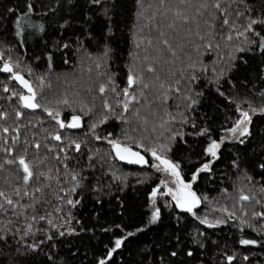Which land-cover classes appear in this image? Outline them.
<instances>
[{"label": "snow or ice", "instance_id": "snow-or-ice-1", "mask_svg": "<svg viewBox=\"0 0 264 264\" xmlns=\"http://www.w3.org/2000/svg\"><path fill=\"white\" fill-rule=\"evenodd\" d=\"M127 3L0 13V264H264V0H131L121 86Z\"/></svg>", "mask_w": 264, "mask_h": 264}, {"label": "trees", "instance_id": "trees-1", "mask_svg": "<svg viewBox=\"0 0 264 264\" xmlns=\"http://www.w3.org/2000/svg\"><path fill=\"white\" fill-rule=\"evenodd\" d=\"M16 2V0H0V13H3L4 7L6 5H9L10 3H14ZM146 4H155L156 0H145ZM132 4H131V0H128V3L126 5V9L125 12L122 14L121 16V24H122V36L120 39V43L118 46V51H117V59L113 65L112 70L117 74V78L119 83L121 84V86H123L124 82H125V76H126V65L129 61V57H128V52L131 50V39L128 36V30L132 27V23H133V14H132ZM152 9H149L145 15H150L151 14ZM161 20V17L157 16V21L159 22ZM138 23H147V21H142V22H138ZM145 34H150L153 36V40L155 43V38L157 36V33L155 31L149 33L148 32V28H145ZM58 72H65V66L61 65L58 69ZM67 76H71L69 80H67L68 82L71 83L72 87L70 89H73L74 85H87L90 83L89 77L91 76L92 80H95V70H93V72L89 73L88 72V66L87 63L84 65V67L81 68H77L75 70V73H73L71 70L67 71ZM163 76V72L161 73ZM4 75L3 73H0V79H4ZM25 75H27L25 73ZM55 76H53L54 78ZM5 82H7L5 80ZM66 82L63 81V79L59 82L60 84ZM13 86L14 87H20L18 84H16L15 82H13ZM57 89V88H56ZM57 92H59V89H57L56 91L53 89V87H51L50 91L46 92V96L49 95V97L52 96H57ZM0 95H3L2 89H0ZM100 101L99 99H97V104H99ZM0 105H4V101L0 100ZM41 112L39 110H37L36 112V116H41ZM65 116L70 117V112H65L64 113ZM36 116H30L29 118L33 120V122H35ZM9 124H11V120L8 121ZM133 170H135V168H133ZM232 185V180L229 179L227 181H225L224 186L225 187H229L231 188ZM213 189H215V186H212ZM205 191H210L209 188L205 187L204 188ZM218 189L216 190H212L211 194L212 195H216L217 194ZM144 186H136V187H132L130 186L129 189L126 190L125 192V196L127 197V200L129 202V204H133L137 206V211L140 210V208H142L143 205V197H144ZM139 197V199H138ZM88 211V208L85 207L83 209V213H86ZM223 228H225V232L223 233L224 235H227V226H222ZM79 242V241H78ZM85 243H88V247L92 248L95 245V241H91L90 243L88 242L87 238H85ZM83 247L81 248V255H83Z\"/></svg>", "mask_w": 264, "mask_h": 264}, {"label": "rangeland", "instance_id": "rangeland-1", "mask_svg": "<svg viewBox=\"0 0 264 264\" xmlns=\"http://www.w3.org/2000/svg\"><path fill=\"white\" fill-rule=\"evenodd\" d=\"M70 75L67 76V80L70 79ZM63 79V81H65L64 77L62 76L60 80H57L55 77L52 79V87L53 89L56 91L57 89H59V92H57V95H59L62 91H65V90H68V91H71L72 89H70L72 87L71 83L66 81V82H63V83H59L61 80ZM13 86V85H12ZM14 87V86H13ZM57 88V89H56ZM49 97V95H48ZM51 97H55V96H52Z\"/></svg>", "mask_w": 264, "mask_h": 264}]
</instances>
